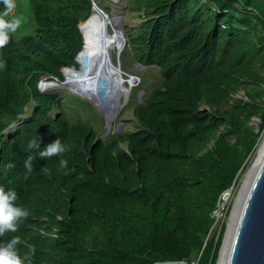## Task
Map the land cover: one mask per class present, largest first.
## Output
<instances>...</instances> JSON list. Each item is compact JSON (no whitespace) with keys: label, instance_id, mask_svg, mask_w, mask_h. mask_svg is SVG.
<instances>
[{"label":"trees","instance_id":"trees-1","mask_svg":"<svg viewBox=\"0 0 264 264\" xmlns=\"http://www.w3.org/2000/svg\"><path fill=\"white\" fill-rule=\"evenodd\" d=\"M94 1L24 0L27 22L0 49V187L31 213L0 245L18 236L21 258L35 247L31 264H217L226 223L218 229L215 213L264 131V0H126L146 19L139 63L161 79L134 108L135 131L106 140L71 122L65 96L40 92V81L79 67ZM57 138L71 150L41 159ZM35 139L40 149H29ZM60 159L74 171L65 175Z\"/></svg>","mask_w":264,"mask_h":264},{"label":"rangeland","instance_id":"rangeland-1","mask_svg":"<svg viewBox=\"0 0 264 264\" xmlns=\"http://www.w3.org/2000/svg\"><path fill=\"white\" fill-rule=\"evenodd\" d=\"M15 2L17 5L15 9L17 11L16 15H23L26 18L27 22V15L29 13L28 6L27 8L26 6L24 7V0H15ZM94 3L98 7H100L105 13L107 12L109 15V19L111 22L108 26V34H113L112 30L114 29L117 32L121 30H123L124 32L125 48L120 54V56H118L115 52L113 53L112 62L118 65L120 61L122 71L127 75L133 76V78L135 79H139L140 82H137L136 85L129 91V93H126L128 89H124V94L120 98V104L118 108L119 113L117 111V117L111 126H109L105 118L99 115V113L95 110V108L91 105L89 101L83 100L92 106L93 111L95 113L90 112L88 109H81L74 102H68L67 99L71 97L75 98L76 96L72 95L71 93L65 90H51L48 91L46 94H59L61 96H65L66 99L64 100V112L67 113L68 116L75 117V119H72L71 122L76 123L80 120L82 122L89 123L91 126H93L95 131H97L98 137L106 140L109 138V136H118L126 131H135L133 122V110L136 106L143 104L145 98L150 93L153 86L160 81L161 76L157 67H144L139 63L138 48L140 46L137 42V37L142 32L141 27L146 22V19L142 16L141 13H134L137 11V7H132V10L134 9V12H131V10L128 11V3L126 0H95ZM30 29L31 26L29 25L28 30ZM123 78L129 77L123 76ZM126 94L128 95L126 96ZM124 95L126 96L127 103H122ZM74 110H79L80 113H77ZM31 113L32 109L29 108L27 114L25 116L20 117L19 122L21 124L28 122ZM18 124L19 123L17 122L11 127H9L6 130L5 135H12L17 130ZM251 125L255 128L256 131H259L260 125H255L253 121L251 122ZM263 145L264 131L258 140V144L256 145V148L251 156L249 164L241 175L236 188L234 189V191L225 193L221 198V203L218 209L219 211L217 212V214L215 213L216 219L218 221V229L221 228V224L224 222L226 223V229L227 227H229L232 213L239 199V196L241 195V192L244 188V184L246 183L250 175L252 164L258 157L260 148Z\"/></svg>","mask_w":264,"mask_h":264},{"label":"water","instance_id":"water-1","mask_svg":"<svg viewBox=\"0 0 264 264\" xmlns=\"http://www.w3.org/2000/svg\"><path fill=\"white\" fill-rule=\"evenodd\" d=\"M93 9H94V14L87 20V22L84 24L82 28L86 40L88 37L87 28L92 24L97 27L96 31L99 33V27L97 24L100 19L99 17L102 18L103 16L109 20V15L105 13L95 3L93 4ZM102 24L103 23L100 24L99 34L104 36L106 33V28L105 25ZM94 34L96 35V33ZM94 34L92 33L91 35L93 41H95ZM116 39L119 40L124 46L125 38H124L123 30L116 36ZM120 53L121 52H119L118 56H120ZM91 58H92L91 55L85 52V45H84L82 51H80L75 58V62L79 64V67L76 68L75 66H72V67L64 68L62 70L64 81H58V80L50 81V79H54L53 77H50L49 80L45 79L40 81V92L42 94H46L48 91L59 90V88L64 87L65 89L70 90L71 92L69 91V93H71L74 96L77 97L82 96L83 98L90 100L92 99L91 101L95 103L99 115L106 119L107 115L111 114L115 109V107H117L120 104V98L124 94L122 88L124 80L121 79L122 77L121 65L119 62L117 67L113 66L112 69L115 72L113 70H112L113 72L109 71V67L106 66L105 67L106 72L102 69L101 73H99L100 70H98L97 65L93 62ZM86 66H89V71H87L88 69L85 68ZM68 70L75 73L76 77L78 78L85 77L82 82H84L85 80L89 81V79H95L94 82L95 85L98 78H102L101 74L104 75L107 74V77L110 78V80H112L108 82V87L113 85L115 86L116 90L114 91L113 96L109 97L108 99H106V97L101 98L99 97V95H97L95 99L91 98L90 95L87 93L88 90L86 83L87 81L85 82L84 87L80 86L79 88H76L77 86H79L80 81L75 82L73 85L69 86V84L72 82L68 81L65 78V73ZM86 72L88 73L86 74ZM137 80L138 82L140 81L139 79ZM97 87H99L100 89L101 87L100 83H98ZM74 88H76L75 91H72V89ZM129 91L130 89H128L126 93H129ZM127 95L128 94H126V96ZM126 96L124 95L122 99V103H127ZM110 98L115 99L114 103H110ZM106 121L108 123V120ZM231 191L232 190H230L229 192ZM218 211L219 210H217V212ZM227 229L229 232V227H227ZM227 229L222 242V246L220 248L217 264H219L220 262L222 250L228 236ZM229 246L227 249L226 261L224 264H264V158L260 166L258 167L257 173L254 177L252 184L250 185V189L248 190V193L244 200L243 206L240 211V216L236 224V230L234 232L231 244H229Z\"/></svg>","mask_w":264,"mask_h":264},{"label":"clouds","instance_id":"clouds-1","mask_svg":"<svg viewBox=\"0 0 264 264\" xmlns=\"http://www.w3.org/2000/svg\"><path fill=\"white\" fill-rule=\"evenodd\" d=\"M0 3H2L5 8V11L2 14H0V49H2L6 47L10 43L12 37L18 31L21 30L22 26L26 23V18L23 15L10 16V13H12L13 10H15L17 7L15 0H0ZM84 45L86 48V43ZM109 64L111 68H113V66L114 67L118 66V65L112 64L111 62ZM5 67L6 65L0 62V68H5ZM85 68L88 69L87 71H89V66H86ZM102 69L105 71L104 66L102 67ZM87 73L88 72H86V74ZM122 73L126 77H129L130 80L131 78H133V76L127 75L121 71V76H122L121 79H123ZM101 75H102V78H98L95 86L97 87L98 83H100V86H102L104 82L106 87H108V82L112 80H110V78L107 77V74L106 75L101 74ZM97 95L103 98L101 96V87L99 89V92H97ZM79 98L85 101H89L90 103L92 100V99L90 100V99L83 98L82 96H79ZM91 105L95 108L96 111H98L93 101ZM28 147L29 149L31 148L40 149V146L37 143L36 139L33 141H30ZM70 150H71V145H66L62 143L59 138H57L54 142L48 144L43 150H40L39 156L41 159H46V158L50 159L54 156H62L65 152L70 151ZM32 160H33V157L29 156L27 160H25L24 162V167L28 173H31L33 170ZM5 167L7 169H12L15 167V165L12 163H9ZM59 167L60 169L67 170L64 173L65 175H67L70 171H74V169H68V161L66 159H60ZM41 171L45 175H50V169L46 166L42 167ZM17 199H18V196L14 190L10 189V190L5 191L3 187H0V236H3L6 233H10V232L11 233L17 232L19 224L23 220H26L31 215L29 210L23 207H20L16 204ZM19 243H20V238L18 236H14L6 244L0 245V264H25L26 261H27V264H31V256L35 254V247L34 246L31 247L29 253H26L25 256L21 258V256L17 252V245ZM155 264H188V261L185 259H169V260H163V261L158 260L155 262Z\"/></svg>","mask_w":264,"mask_h":264},{"label":"bare ground","instance_id":"bare-ground-1","mask_svg":"<svg viewBox=\"0 0 264 264\" xmlns=\"http://www.w3.org/2000/svg\"><path fill=\"white\" fill-rule=\"evenodd\" d=\"M99 18H100L99 19L100 22L98 24L99 33H100V24L101 23H103L105 25L106 33L104 36L100 35L96 31L97 30V27H96L94 32H93V34L96 33V35L94 34L95 35L94 36L95 41H93L91 38L92 33L89 34V32L92 31V29L95 27V25L92 24L91 26H89L87 28V35H88L87 40L85 37V40H86L85 52L88 53V51H89V54L91 55V48H92V43H93V51H92L93 62L97 65L98 70H100V72H101L103 66L104 67L108 66V67H110L109 70L112 71L113 69L111 68L109 63L111 62L112 64L116 65L115 63L112 62L113 53L115 52L118 55L119 52L122 53L124 48H125V44L123 46L122 43L116 39V36L122 30L119 32L113 31V34H108L107 30H108V26L110 25V22H111L110 19L108 20V19H106V17H103V16H102L103 19L101 17H99ZM121 71H122V67H121ZM123 76L125 77L124 74H123ZM76 78L78 79V81H80L79 86H77L76 88H79L80 86L84 87V84L87 81L86 82L87 87H88L87 93L90 95L91 98L95 99V97L97 96V92L99 91V87L95 86V83H94L95 79H89V81L85 80L84 82H82L85 77L78 78V77H76L75 73L70 71L67 74V80L72 82L69 84V86L73 85V80ZM123 79L125 80V82L123 83V86H122L123 91L125 88L131 90L136 85V83L138 82V80H136L135 78H132L131 80H130V78H123ZM76 88L72 89V91H75ZM95 88H96V90H95ZM61 90L66 91L67 89L64 88ZM115 90H116L115 86L111 85L110 87H106L105 83L103 82V84L101 86V96L106 97V99H108L109 97L113 96ZM69 91L70 90H67V92H69ZM114 100L115 99L110 98V103H114ZM91 103H92V101H91ZM118 108H119V105L117 107H115V109L113 110V112L111 114L107 115L106 120H108L109 126H111L113 124V122L115 121V119L117 117V111L119 110ZM118 113H119V111H118ZM263 158H264V145L260 148L259 155L252 164L250 175H249L246 183L244 184V188L241 192V195L239 196V199H238L236 206L234 208V211L232 213V217L230 219V224H229L228 236H227V239H226L225 244H224L225 246L222 250V255H221V259H220L219 264H224L226 261L227 249H228L229 244H231L234 232L236 230V224H237L239 216H240L241 208L243 206V203H244V200H245L246 195L248 193V190L250 189V185L252 184L254 177L257 173L258 167L260 166L261 162L263 161Z\"/></svg>","mask_w":264,"mask_h":264},{"label":"built area","instance_id":"built-area-1","mask_svg":"<svg viewBox=\"0 0 264 264\" xmlns=\"http://www.w3.org/2000/svg\"><path fill=\"white\" fill-rule=\"evenodd\" d=\"M253 123L257 126H259L261 124V121L258 118H253Z\"/></svg>","mask_w":264,"mask_h":264}]
</instances>
